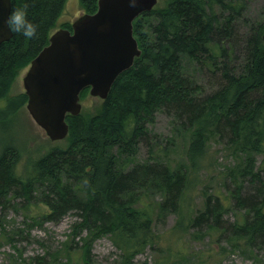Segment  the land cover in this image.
<instances>
[{"label":"trees","instance_id":"trees-1","mask_svg":"<svg viewBox=\"0 0 264 264\" xmlns=\"http://www.w3.org/2000/svg\"><path fill=\"white\" fill-rule=\"evenodd\" d=\"M10 1L11 10L29 5L27 18L37 30L31 39L12 32L0 43L2 125L25 104V93L11 95V86L47 44L66 0ZM78 1L85 13L96 10L97 0ZM245 8V0H166L140 13L132 22V34L141 54L117 75L93 113L66 114L63 146L29 159L22 174L17 170L20 149L1 144V208L11 199H35L46 211L31 218L32 223L55 221L69 211L78 218L62 247L26 264H90L92 242L102 236L119 250L118 264H131L146 246L158 244L159 235L152 229L155 218L173 210L177 217L171 232L180 237L191 224L198 229L205 226L193 237L204 233L213 237L222 231L219 222L230 198L251 216L229 226L225 238L229 246L246 255L251 247L264 248V20L250 23L249 32L239 35L235 22ZM184 62L210 71L217 89L199 96L201 88L186 74ZM87 91L88 87L81 90L80 99ZM160 108L172 115L180 127L177 134L186 139L184 167L174 166L160 144L153 151L155 138L145 123ZM216 141L224 142V150L233 157L223 173L233 179L234 187L224 196L202 193L207 195L203 205L192 214L184 204L192 198L188 188L195 185L198 170L206 167L208 147ZM139 142L149 144L151 159L134 160ZM256 155L261 158L254 168ZM244 181L254 186L246 198ZM149 192L158 193L159 199L149 198ZM0 229L4 231L1 222ZM172 246L168 243L167 249Z\"/></svg>","mask_w":264,"mask_h":264},{"label":"rangeland","instance_id":"rangeland-1","mask_svg":"<svg viewBox=\"0 0 264 264\" xmlns=\"http://www.w3.org/2000/svg\"><path fill=\"white\" fill-rule=\"evenodd\" d=\"M165 1L157 0L156 5L162 6ZM245 1L246 8L235 22L237 32L241 36L249 32L250 23L256 24L259 20H264V0ZM78 12H83L79 6V1L66 0L64 8L50 33L63 23L70 24L74 18L79 16ZM240 59L238 58L237 62ZM184 68L186 74L200 86L199 96L210 94L217 89L218 83L210 79V71L205 67L184 62ZM25 70L26 67L19 71L11 86V95L24 91L22 77ZM100 103L101 99L90 95L88 91L86 96L80 99L81 110L86 113H93ZM4 104L5 100H0V107ZM145 126L147 133L155 138L153 151L157 149L156 144H160L166 149L167 159L174 166L181 165L184 167L186 165V139L177 134L180 127L177 126L172 115L164 108H160L154 112L152 119L146 122ZM63 140L49 139L33 121L25 104L10 117L9 122L4 125L0 124V146L3 143H12L20 149L17 170L22 174H24L29 159H36L53 146H63ZM223 145L224 142L216 141L208 147L206 167L198 170L195 185L188 188L192 198L186 199L184 204L187 202V207L191 209L192 214L202 207L207 195L217 192L220 196H224L234 187L233 179L223 173L226 165H231L234 162L233 157L224 150ZM148 147L149 144L139 142L134 160L144 162L151 159L148 158L150 153ZM260 158L259 155H256L254 168L258 166ZM253 191L254 186L248 181L242 183V196L246 198L253 194ZM204 192L207 193L206 196L202 194ZM149 196L153 200H158L160 195L149 192ZM226 202L224 214L219 222L222 231L213 233V237H210L209 233H204L197 238L193 237L195 232L199 231V234L204 232L205 226L198 229L191 224L180 237L178 233L171 232L170 229L175 224L177 217V213L173 210L155 218L152 229L155 234L159 235L158 244L146 246L142 252L134 256L131 264H264V248L251 247V253L246 255L239 249H232L227 243L225 238L229 234L228 231L231 230H228L229 226H232L236 219L242 220L244 215L248 218L251 214L241 204H237L234 198H230ZM43 211H46V207L35 199L30 202H25L20 198L11 199L9 206L0 207V222L4 229V231L0 229V264H26L32 257H43L44 259L47 257V252L62 247V243L69 240L70 226L78 220L76 213L69 211L55 221H42L40 224L32 223L31 218H37ZM84 233L82 231L80 236ZM218 237H220L218 241H215ZM7 238H10V241ZM74 240H79V236H76ZM170 242L173 245L169 247L171 253L167 249V244ZM176 248L180 254L174 256L173 252L178 253ZM221 250L222 253H219ZM91 252L90 264H118L119 250L115 248L107 236L95 239L91 245ZM69 264L82 263L72 261Z\"/></svg>","mask_w":264,"mask_h":264},{"label":"water","instance_id":"water-1","mask_svg":"<svg viewBox=\"0 0 264 264\" xmlns=\"http://www.w3.org/2000/svg\"><path fill=\"white\" fill-rule=\"evenodd\" d=\"M157 0H97L93 13H83L71 28H58L30 60L22 77L25 107L33 121L51 140L68 132L66 114L77 115L79 94L106 98L119 73L141 54L132 21L149 11ZM10 0H0V43L11 35L6 20Z\"/></svg>","mask_w":264,"mask_h":264},{"label":"clouds","instance_id":"clouds-1","mask_svg":"<svg viewBox=\"0 0 264 264\" xmlns=\"http://www.w3.org/2000/svg\"><path fill=\"white\" fill-rule=\"evenodd\" d=\"M29 5L24 3L21 7L13 8L6 20L10 31L22 34L25 38L31 39L36 35L37 25L27 18Z\"/></svg>","mask_w":264,"mask_h":264}]
</instances>
